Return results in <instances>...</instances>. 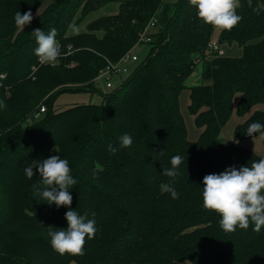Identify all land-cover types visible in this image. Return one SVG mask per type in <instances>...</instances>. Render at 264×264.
I'll list each match as a JSON object with an SVG mask.
<instances>
[{
	"label": "trees",
	"instance_id": "trees-1",
	"mask_svg": "<svg viewBox=\"0 0 264 264\" xmlns=\"http://www.w3.org/2000/svg\"><path fill=\"white\" fill-rule=\"evenodd\" d=\"M46 1L0 0V100L7 105L0 109V264H264V227L226 233L202 198L205 175L262 158L236 143L252 139L246 134L252 122L264 124V11L253 12L264 0H240L243 19L231 31L201 22L195 7L179 0L167 25L144 35L149 53L118 89L100 105L59 113L52 111L55 96L94 89L106 62L140 43L164 0L122 1L115 15L96 18L73 36H67L72 25L117 0H58L20 31L15 13H33ZM53 27L62 57L54 67L40 65L32 32ZM213 41L238 47L240 57L218 56L209 48ZM198 71L200 84L189 87ZM183 91L200 132L194 142L180 112ZM41 107L47 110L34 121ZM233 114L248 117L234 128L233 143L224 144L221 132ZM125 133L132 145L109 153ZM52 155L67 159L78 181L69 190L72 209L90 219L95 212L97 231L86 238L83 256L53 250L47 227L66 229L69 209L40 200L32 188L38 170L31 180L23 171ZM174 155L183 163L173 182L162 172ZM165 183L178 199L161 191Z\"/></svg>",
	"mask_w": 264,
	"mask_h": 264
},
{
	"label": "clouds",
	"instance_id": "clouds-1",
	"mask_svg": "<svg viewBox=\"0 0 264 264\" xmlns=\"http://www.w3.org/2000/svg\"><path fill=\"white\" fill-rule=\"evenodd\" d=\"M189 4L196 9L197 18L215 29L231 31L243 19L237 14L240 7V0H188ZM264 11V6L258 5L253 8L256 15ZM38 14V13H37ZM33 20L31 10L21 14L17 11L14 15L16 27L24 31L26 25ZM73 31L78 32L75 25L71 26ZM37 47L34 54L41 64L56 66L62 57L61 45L57 41V29L52 28L45 33L42 29H35L32 32ZM7 105L0 100V109ZM246 134L254 138L255 134L264 137V124L252 122ZM133 143L132 137L125 133L119 137V148L109 144L108 151L115 154L120 148L130 147ZM238 143V141H237ZM54 151L59 150L54 147ZM165 155L161 149L158 156ZM171 168L163 167L162 175L170 177L174 182L180 176L179 166L183 163L181 155H174L170 160ZM34 169L38 170L40 182L33 184L32 188L36 196L47 204H55L57 208L63 206L69 210L65 213L67 228L48 226L47 235L50 237V244L54 251L60 255L69 254L72 256H83L85 254V243L87 239L95 237L97 228L94 219L95 212L81 215L72 209L73 197L70 189L78 181L71 175L69 161L61 158L60 155H52L47 159L31 160L23 169L27 179L31 180L36 176ZM96 175V170H93ZM42 186V187H41ZM161 191L170 193L173 199L179 198V193L172 184H161ZM203 207L213 211L220 216L219 226L226 232H235L237 227L247 230L251 225L253 231L259 233L264 227V158L258 162L253 161L251 166H235L226 168L219 174H207L203 178ZM40 223V222H39ZM42 224V223H41ZM43 225V224H42Z\"/></svg>",
	"mask_w": 264,
	"mask_h": 264
},
{
	"label": "rangeland",
	"instance_id": "rangeland-1",
	"mask_svg": "<svg viewBox=\"0 0 264 264\" xmlns=\"http://www.w3.org/2000/svg\"><path fill=\"white\" fill-rule=\"evenodd\" d=\"M52 1H55V0H47L37 11L33 12L32 21L37 19L43 13V11L47 9V7L52 5ZM122 1H125V0H117V2H115L114 4L113 3L109 4L105 7L98 9L95 12L90 13L88 16H86V18H84L82 21H80L79 23L75 25V27L78 29V32L73 31V28L70 27L69 30L67 31V36H73V35L85 32L86 25L96 20V18L98 19L102 17L115 15L118 12L119 3ZM178 2L179 0H164L162 9L160 10L159 15H158L159 21H157L156 29L164 28L167 25L170 18L174 15L176 4ZM221 50L225 56L240 57L241 55V50L236 46H232L231 48H229L223 45L221 46ZM132 53L137 55L138 62L128 64V69L131 75L133 71L137 67H139V65L144 61V59L148 55L149 46L148 45L136 46L132 50ZM130 76H128V78ZM2 78H3V75H2ZM113 84L114 86H118L119 81L116 79H113ZM109 93L110 91L105 88V85L102 82H96V83L94 82V89L92 90H85V91H80V92H75V93L74 92H62V93H59V95L55 96L53 100L52 111L55 113H59V112L65 111L75 106L100 105L103 102V96ZM187 99L188 97H186V94L183 93L179 101L180 112L181 114H183L182 116L184 118V122L186 126L187 138L190 142H194L197 140V134L199 133V130L195 128L193 118L190 117V115L188 114L187 106H188L189 100ZM237 119L239 118H237L235 115H232L228 123L223 128L221 132V139L224 144L233 143L231 129L233 127V124L237 121ZM263 138L264 137H256L251 140L238 142L236 143V145L245 147L247 149L253 148L255 150L254 153L263 158L264 156Z\"/></svg>",
	"mask_w": 264,
	"mask_h": 264
},
{
	"label": "built area",
	"instance_id": "built-area-1",
	"mask_svg": "<svg viewBox=\"0 0 264 264\" xmlns=\"http://www.w3.org/2000/svg\"><path fill=\"white\" fill-rule=\"evenodd\" d=\"M156 21L157 20H151V22L148 24V26L145 28L144 33L142 34L143 36L140 37V43L137 45H148L151 42L150 38L145 37L144 35L148 33L150 30H155L156 29ZM210 50L212 52L218 53L217 55L219 56H224V53L222 52L221 48L218 47L217 42L213 41L210 46ZM138 62V57L136 54L132 53V51L126 53L120 60L117 62H106V65L104 66L103 69H101L96 78L94 79L93 82H102L105 85V88L109 90L110 92L118 89L123 82H125L126 78L130 76V71L128 69V64L129 63H135ZM38 63L40 65H46V64H41L38 60ZM200 64V63H199ZM113 79H116L119 81L118 86H114L113 84ZM45 107H41L39 109V112L34 114L33 120L37 121L39 120L42 115L45 113Z\"/></svg>",
	"mask_w": 264,
	"mask_h": 264
},
{
	"label": "crops",
	"instance_id": "crops-1",
	"mask_svg": "<svg viewBox=\"0 0 264 264\" xmlns=\"http://www.w3.org/2000/svg\"><path fill=\"white\" fill-rule=\"evenodd\" d=\"M56 1H58V0L52 1V3L56 2ZM161 9H162V7H161ZM161 9H160V10H161ZM160 10H159V12H160ZM159 12H158V15H159ZM158 15H157V19H156L157 21H159V20H158ZM157 21H156V24H157ZM200 81H201V79H200V72L198 71V72L194 73V75H191V79L188 81V85H189V87L197 86V85L200 84ZM183 93L186 94V97L189 96V93H188L187 91H183V92L180 94V97H181V95H182ZM180 97H179V101H180ZM237 100H238V99L236 98L235 101H234V107L236 106ZM233 115H235V114H233ZM235 116H236V115H235ZM247 117H248V116H247ZM247 117L242 118V119H241V118L237 119V121L233 124V127H232L231 131L233 132L234 128H235L237 125L241 124V123H242ZM237 118H238V117H237ZM199 134H200V132L197 134V139H198V137H199ZM249 150L252 151L253 153L255 152V150H254L253 148H250Z\"/></svg>",
	"mask_w": 264,
	"mask_h": 264
},
{
	"label": "water",
	"instance_id": "water-1",
	"mask_svg": "<svg viewBox=\"0 0 264 264\" xmlns=\"http://www.w3.org/2000/svg\"><path fill=\"white\" fill-rule=\"evenodd\" d=\"M192 75H194V73Z\"/></svg>",
	"mask_w": 264,
	"mask_h": 264
}]
</instances>
